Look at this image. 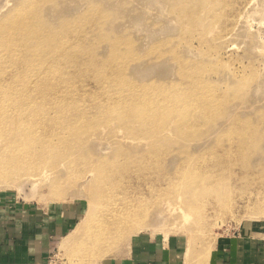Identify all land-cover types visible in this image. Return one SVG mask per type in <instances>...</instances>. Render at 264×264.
Instances as JSON below:
<instances>
[{
  "label": "rangeland",
  "instance_id": "1",
  "mask_svg": "<svg viewBox=\"0 0 264 264\" xmlns=\"http://www.w3.org/2000/svg\"><path fill=\"white\" fill-rule=\"evenodd\" d=\"M23 1L25 0H0V21H5L6 16ZM204 1L52 0L41 6V12L48 19L47 22L51 29H58L59 24L61 26L64 20H69L68 23L71 25H77L76 27L79 28L76 29H82L75 32L79 35L84 34L80 41L87 49V59L81 57L82 62L86 64L82 72L89 70L93 75L87 80L89 84L85 85L88 90L95 87V73L108 71L112 77L109 79L110 81H107L114 84L116 89L124 91L126 89V93L131 94L133 91L134 95L128 96L137 98L142 106L146 105L144 101L147 98L151 100L155 97L158 102L161 101L152 111L154 116H157L161 108V121L166 113L172 115L169 108L177 102L178 98L179 101H183L177 102L181 106L174 113L198 110L195 119V123L199 121L198 125L190 128L183 127L182 132L185 131L184 134H193L201 139H205L204 134L208 132L206 141L186 142L185 137H182V140L181 137L173 135L171 132L168 136L170 141L161 143L164 145L162 147L164 150L155 158H148L147 161L152 164L157 162L160 164H158L160 168H165V165L172 163L174 158L178 160V157L183 155L185 149L182 147L185 145L187 148L192 146L191 152L194 151L192 156L195 160H199V154L206 156L205 160L216 158L227 161L235 158L238 161L249 163L252 167L249 172H255L253 178L245 177V179L239 178L236 174L229 175L230 178L227 180L226 186L228 189L225 188L224 193L221 191L220 200H216L217 203L215 200L208 201L205 207L203 206L204 216L208 219H205L206 223L204 220L202 226L198 221L204 217L201 218L176 199L179 191L174 190L171 195H167L168 188L165 187V181L160 180V191L151 192V190L146 195L149 204L148 206L144 205L146 208L144 212L146 211L147 214L142 222L147 225L142 232H140L141 228L140 231L138 230L140 226L136 224L122 232L115 231L113 226L116 224L110 226V223H107L106 228L103 226L102 229L99 227L101 226L102 212L99 208L100 199L97 196L98 184L86 181L84 178L86 173L90 169L96 170L97 158L101 156L109 162V167L113 166L105 171L107 173L110 170L107 175L111 174L112 170L116 169L115 159L118 155L125 156L128 152L145 150V148L135 147V140L127 138L129 135L127 136L123 130L117 129L116 121L107 125L113 130L111 133L103 128L105 124L98 123L99 126L96 124L95 127L98 130L83 136V140L80 141L76 149V155L82 154L88 158L87 160L79 159L78 162L75 161L72 164H59L63 166L58 169L59 174L55 178L52 177L44 181L30 180L27 175L32 174L33 170L29 168L18 172V176H14L16 179L12 185L2 184L0 179V193L6 194L18 202L33 206L50 204H77L80 206L85 218H82V215L78 220V225L83 219L87 221V225L82 232L78 231L82 237L79 236V238L81 237L80 241L78 240L77 245L71 247L68 253L74 255L75 252H78V256H83L85 253L88 257L77 258V260H87L88 264H108L114 257L124 253L130 240L140 234L162 241L172 238L178 240L182 249L180 264H214L216 256L220 255L223 246L232 238L245 237L259 241L264 245V0H257L256 6L258 7L256 8L259 10L257 14L248 9L247 13L245 12L242 16L237 15V17L235 15L238 8L231 12H228L227 8L224 15L211 16L208 12L201 11L198 3L202 2L203 4ZM90 2L100 4L102 14H104L101 19L88 11ZM177 7L180 8L177 9ZM185 9L189 10L185 11ZM75 19L79 23L76 24ZM45 33L47 32L45 31ZM49 33L55 35V33H59V30L55 32L51 30ZM93 34L95 35L93 36ZM78 49L83 48L81 46L74 48V50ZM92 51L97 58L93 56ZM191 73L197 75L193 78V80H197V82H193L196 88L191 89L184 97L182 96L183 90H189V86L192 85L187 81L190 76L186 77L185 74ZM113 80L114 82H112ZM159 89L161 90L159 93L157 92L158 95L153 93ZM92 94H100V91L96 89ZM147 94H152L151 98ZM167 97L168 99H166ZM189 100L193 102V105H190L192 102ZM170 101L172 102L170 103ZM183 104H187V106L185 107ZM162 105H164L163 108ZM100 110L96 111L94 119V113L90 111L89 119L92 117L90 122H97L100 114L105 113L104 110L99 113ZM120 112L125 113L126 110L122 109ZM163 121L168 123L170 120L164 119ZM116 144L118 146H115ZM135 159L129 158L128 162L133 160L135 162ZM114 160V165H111ZM218 163L214 165H218ZM240 166H235L233 171L243 170V166ZM151 172L153 169L150 170ZM232 180L234 183L230 182ZM239 180L244 182L243 185ZM231 183H233V188ZM146 191L149 192V189ZM239 191L240 196H237ZM231 192L238 193L234 196ZM227 196L229 199L234 196L235 199L229 200ZM91 197L94 202L97 201L95 212L88 210L91 205ZM167 200L175 207L181 206L186 214H190V218L186 220L179 212L168 211ZM227 200L231 202V208L228 207ZM218 202L221 203L218 204ZM220 205L221 207L226 205V208L228 207L230 210L233 207V210L227 211L228 208L222 209L223 207L220 208ZM206 210L208 211L206 212ZM214 210L218 214L222 213L221 217H225L220 218L221 221L217 219L218 214L213 217ZM229 211L231 213L227 214ZM210 215L213 217L212 219ZM100 234H103V239ZM187 234L193 238V248L184 260L183 251L186 247ZM126 240L127 243H125ZM86 241H89V244H86ZM207 250L206 259L203 254ZM70 259L68 254L63 255L59 251L57 243L48 263L72 264Z\"/></svg>",
  "mask_w": 264,
  "mask_h": 264
},
{
  "label": "bare ground",
  "instance_id": "2",
  "mask_svg": "<svg viewBox=\"0 0 264 264\" xmlns=\"http://www.w3.org/2000/svg\"><path fill=\"white\" fill-rule=\"evenodd\" d=\"M48 1L52 0H25L6 16L5 21H0V179L2 180V184L6 185L8 183L12 185L16 179L14 176H18V172H21L24 168L33 170L32 174L27 175L30 180L39 182L52 177L55 178L59 174L58 169L63 167L59 164H72L75 161L78 162L79 159H88L82 154L76 155V149L80 141L83 140V136L97 131L98 129H95V127L98 123L105 124L103 128L111 133L113 130L111 127H107V125L111 124V122L115 123L114 121H116L117 129L123 130L127 136L129 135L127 138L135 140V147H142L145 150L139 148L140 150H137V153L133 150L131 151L132 153L128 152L125 156L123 154L118 155L115 159L116 169L112 170V173L108 175L107 173L110 170L107 173L105 171L113 166L109 167V162L105 161V157L102 158L100 156L97 158L98 166H96V170L90 169L86 173L84 177L86 181H93L98 184L97 196L100 199L99 208L102 212V218L100 220L101 226L99 227L103 229V226L107 225V223H110V226L116 224L113 226L115 231L122 232L132 228L136 224L140 226L138 230L141 228V231H139L142 232L147 225L142 222V219L147 214L146 211L144 212L146 209L144 205L146 204L148 206L149 204L146 195L151 190V192L160 191V180L165 181V187L168 188L166 191L167 195H171L174 190L179 191L180 193L176 196V199L180 200L183 206L192 209L201 218L204 217L198 221L202 226L204 220L208 219L204 216L206 203L208 201L220 200L221 191L227 188V180L230 178L229 175L236 174L239 178L242 177L244 179L245 177L253 178V173L255 172H249L252 169L251 165L249 163L247 164V162L238 161L235 158L227 161L216 158L205 160L206 156H200V154L198 156L199 160H195L192 156L194 151L191 152L192 146L187 148L185 145L182 147L185 149L183 155H180L178 160L177 158H174L175 160L173 159V161L170 160L172 163L165 165V168H160L158 166L159 163L156 161L153 164L147 161L148 158H155L164 150L162 148L164 145L161 143L170 141L168 136L171 132L173 135L181 137V139L185 137L184 140L186 142L206 141L208 137L206 134L208 132L204 134L205 139L197 138L193 134H184L185 131L182 132L183 127L190 128L191 126L198 125V120L195 123L198 110L194 109L174 113L181 106L177 103L180 99L178 98L177 100L174 97L177 102L172 104V107L170 106L172 110L169 108V111H171L170 114L172 113V115L166 113L162 117L163 120L169 119L170 121L168 123L163 120L161 121V108L157 116H154V112H152L161 101L158 102L154 97L155 99L152 98L151 100L147 98L148 101L146 100V102L144 98L143 101L146 105L142 106V103L140 101L138 102L137 98L128 96L134 95L132 94L133 91L129 88L130 85L128 88L131 94L126 93V89L125 91L116 89L114 84L108 82L112 77V74L109 75L108 71L102 72L99 70V73H95L96 78H93L95 87L88 90L85 85L89 84L87 80L90 76L92 78L93 75L92 71L87 70V68V71L82 72L86 64L81 59L83 57L87 59V49H85L83 43L80 41L83 39L84 34L81 33L79 35L77 32L81 28L76 29L79 28L76 27L77 25H71L68 23L69 20L65 21L63 19L64 21L61 23V26L59 24L58 29H56L59 30V33L51 35L49 32L51 30L55 32L56 30L51 29V26L47 22L48 19L41 12L42 4ZM202 2L198 3L201 11H206L211 16L224 15V11L227 8L229 9L228 12L235 11L238 8L235 17L237 15L242 16L248 9L250 12H255L256 14L259 12L256 8L258 7L256 6L257 0H205L203 4ZM254 8L255 10H253ZM88 11L99 19L104 15L102 14L100 4L96 2L89 3ZM77 23L79 21L76 20ZM77 46H81L83 49L74 50ZM93 54L95 57L94 52ZM81 62L83 63L82 67ZM185 76H190L187 81L192 85L189 86V90H183L182 96L184 97H186L185 95L191 89L196 88L193 82H197L196 79L193 80L197 75L191 73L189 75L185 74ZM119 82L121 84V81ZM175 83L177 84V82ZM135 86L137 87V85ZM155 88L157 87L155 86ZM96 89L100 91V94H92ZM160 90H156L153 93L158 95ZM194 91L196 92L197 89ZM135 96L137 95L135 94ZM191 104L193 105V102ZM163 106L161 107L163 108ZM184 106L186 107L187 104ZM100 109L104 110L105 113L102 114ZM122 109L126 110V112H120ZM97 110H100V117L96 120L97 122H90V119H92V117L89 119L90 113H94V119ZM195 138L197 139L189 140ZM115 146L118 145L116 144ZM129 158H136V161L128 162ZM115 160L111 165H114ZM215 163H218V165H214ZM170 165L171 168H169ZM237 165H241L240 167L243 166L244 169L239 172L233 171V168ZM151 169H153V172L150 173ZM230 182L234 183L233 180ZM239 182L241 183L242 181L239 180ZM233 183H231V187ZM240 183L239 185H243L244 182ZM242 185L240 188H242ZM147 189H149V192L146 191ZM236 189L238 190V188ZM232 192L231 194H234ZM237 196H240V191ZM233 198L229 199L227 196L229 200H233ZM239 198L241 199L242 196ZM90 200V209H87L95 212L96 210L94 209L96 208L97 201L94 202L92 197ZM227 204L229 205L228 207L231 206V202L228 201ZM221 205L220 208L223 207L222 209L228 208H226V205L222 207ZM166 208L170 212H179L186 220L190 218V214H186L181 206L175 207L168 200L166 202ZM222 209L220 210L223 213ZM230 211L227 214L231 213ZM215 214L212 216H217L218 213L215 211ZM221 214L219 218L217 216V219L225 217H221ZM212 216L211 219L213 218ZM82 218H85L84 215ZM211 219L209 217L210 222ZM222 221L224 220L222 219ZM86 223L87 221L83 219L74 232L64 241L62 240L63 242L59 247V251L63 255L68 254L72 261L70 263L72 264H88L87 260H77V258L83 259L81 257H88L87 254L84 253L83 256H78V252H75L74 255L68 253L71 247L77 245L78 240L82 237V234H78V231L82 232L87 225ZM188 234L186 237V247L183 251L184 260H186L188 252L193 248V238ZM79 236L81 237L79 238ZM100 236L103 239V234H100ZM85 243L89 244V241ZM125 243H127V240ZM207 254L208 250L203 256L206 258Z\"/></svg>",
  "mask_w": 264,
  "mask_h": 264
},
{
  "label": "crops",
  "instance_id": "3",
  "mask_svg": "<svg viewBox=\"0 0 264 264\" xmlns=\"http://www.w3.org/2000/svg\"><path fill=\"white\" fill-rule=\"evenodd\" d=\"M82 214L77 204L33 206L0 193V264H49L57 243L59 249ZM181 250L175 238L140 234L108 264H180ZM214 264H264V245L245 237L229 239Z\"/></svg>",
  "mask_w": 264,
  "mask_h": 264
}]
</instances>
